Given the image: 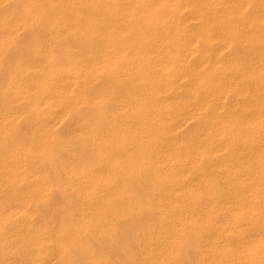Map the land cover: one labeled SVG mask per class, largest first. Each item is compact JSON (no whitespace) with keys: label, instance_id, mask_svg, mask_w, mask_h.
<instances>
[{"label":"bare ground","instance_id":"6f19581e","mask_svg":"<svg viewBox=\"0 0 264 264\" xmlns=\"http://www.w3.org/2000/svg\"><path fill=\"white\" fill-rule=\"evenodd\" d=\"M220 48L240 59L212 77ZM2 63L21 64L19 78L6 77ZM184 78L192 82L184 98L158 102ZM0 81L12 88L0 90V106L5 100L41 131L37 143L10 147L18 118L0 111V264L28 256L45 264L37 243L49 242L57 264H179L190 254L199 264H264V0H0ZM100 84L103 95L92 91ZM228 93L229 112L252 111L250 118L218 113ZM249 94L237 107L235 97ZM59 117H70L67 126L79 119L88 132L61 140ZM191 117L199 144L160 142ZM89 146L98 170L61 160ZM220 153L228 161L215 160ZM26 174L36 190L10 191ZM143 176L155 180L146 193ZM58 186L66 189L54 207L46 193ZM72 194L84 199L77 220ZM39 206L60 209L73 224L34 229ZM146 216L159 227L144 228ZM28 234L32 254L3 245Z\"/></svg>","mask_w":264,"mask_h":264},{"label":"rangeland","instance_id":"374dc122","mask_svg":"<svg viewBox=\"0 0 264 264\" xmlns=\"http://www.w3.org/2000/svg\"><path fill=\"white\" fill-rule=\"evenodd\" d=\"M217 61L218 64L220 65V67L217 68H213L211 70L212 73V77H216L218 75H220V73L227 67H224L226 64H228V62H230L232 59L233 60H239L240 58L236 57L235 52L230 49V48H220L217 54ZM26 55L25 51H20L18 53V57L19 58H24ZM239 56V55H238ZM195 58L194 56L191 57L189 59V63H191L192 65H194L195 62ZM17 65H21V64H14L13 63H2V69L6 70L8 73L6 75V77L11 78L12 80H17L19 78V72L14 68ZM246 67H248V64L246 65ZM226 72H228V68L225 69ZM3 84H7L8 80L6 79L4 81V79L2 80ZM0 81V84L2 83ZM178 85L180 86V89L178 92H173L171 90H166V91H162L161 93H159V95H157V100L158 102L161 103H166L169 105H172L174 103V101L177 98H184L185 94L183 93L184 90L186 88H188L189 86L192 85V82L190 81V79L188 78H184V79H180L177 81ZM0 90H2L5 93H9L12 88L10 86L7 87H2ZM94 93H98L100 95H103V87L102 84L96 86L93 90ZM202 91H208L206 90H202ZM217 91V90H216ZM250 94L252 90H249ZM200 93L199 96L201 95V91H198ZM210 92V91H208ZM206 92V93H208ZM206 93H203V95H207ZM180 94V95H179ZM211 94L213 95V90L211 92ZM250 94L247 96H239V97H235L236 99V106L238 107V105H240L242 103V100L245 99L247 100V98L250 96ZM179 95V96H178ZM211 95V96H212ZM232 95L230 93L223 95L222 97H220V103L218 104L220 106V108L218 109V113L225 119H240V120H247L248 118H250L252 116V111L248 112V113H240L238 111V108H236L233 112H229V107H230V103L232 101ZM4 105L1 107L0 106V111L2 112H13L14 114H16L17 116V122H18V127L15 129V134H13V136L10 139V147L11 146H25L26 144H35L37 143V138L38 136H40L41 131L37 130L36 126H34V124L31 122L30 118L25 115H19L18 111L16 109H9L7 102H5L4 100ZM15 110V111H14ZM54 114L55 115H59V111L58 108L54 109ZM87 116V119H92L93 115L90 113ZM61 120L59 121V124L57 125V127L59 125H61L62 129L60 131V138L61 140H65V141H71L72 137L74 138V136H76L78 134L79 131H84L88 132V130L83 128V125L81 123V121L79 122V119L77 120V118H75L76 120L73 121L71 126H67V124L70 122V117H59ZM198 118L196 117H191L189 118V120L187 121H179L177 122V124L170 129V133L163 137L160 138V142L166 146H172L175 142H182L184 144H199L200 140H201V136L200 134H197L196 132H194L195 128L198 127ZM197 120V121H196ZM200 120V119H199ZM99 129V138L97 139V141L100 139L101 135L106 131V126L102 125L98 127ZM88 136H85L86 139L88 140H93V139H89L87 138ZM96 141L97 143H100ZM94 147L93 146H89V148H85L83 150L79 149L76 151H69L66 156L62 157L61 160L66 161L67 163H72V159L74 160H78L79 163L78 166L80 167H87V166H92V168L94 170H98L101 167V161H99V157H97V153L96 151L93 150ZM6 157V152H4L2 155H0V159H3ZM215 160L217 161H228V158L223 154L220 153L218 155H216L214 157ZM210 163V160H209ZM208 162H206V164H209ZM27 164V162L25 163ZM27 170L28 169H34L37 167L36 164H27ZM176 167V166H175ZM175 169V168H174ZM28 173V172H27ZM49 173V172H48ZM52 173V172H50ZM49 173V174H50ZM59 180L60 186L65 185V182H67L66 179H64L62 176H60L59 174L56 175ZM151 177V176H150ZM149 176H143L142 177V187H147L148 189H146L145 187V193L150 191V188H153V186H155V180ZM48 178V181L54 182V178H53V173L52 175L50 174ZM144 179V180H143ZM152 179V180H151ZM154 180V181H153ZM0 181H1V177H0ZM38 181V180H36ZM185 181H189L192 182V177L188 176L185 178ZM150 182V183H149ZM146 183V184H145ZM154 183V184H153ZM39 184L36 183L34 181L33 178L30 177L29 174L24 175L23 178H21L19 181H16V183L14 184L13 188L9 187L10 191H14V193L18 194V195H28L31 194L34 190H36L37 186ZM151 185V186H150ZM58 186L57 189H51L50 191H47V196L49 199V203L54 205V207L59 206V204L62 202V196H60V192H62V189L64 187H60ZM149 186V187H148ZM66 189V188H64ZM6 187H5V191H9ZM39 190V189H38ZM40 191H43L42 189ZM166 192V191H165ZM145 194H141V196L139 198H142ZM69 201V205H70V213H72L74 215V217H80L79 213H80V204L84 201V199L79 195L76 196L75 194H72L71 196L68 195L67 199ZM142 200H144V197L142 198ZM6 207L4 204L1 205V208ZM40 208L36 209V214L38 215V218L35 221L32 222L33 228L34 229H42L48 226H53L56 224H73L71 222H69L68 219H66V217L64 216V214H61L59 212L60 209H50V207H46L43 208V206H39ZM0 208V209H1ZM33 209V207L31 208ZM222 216L226 215L225 211H222L220 213ZM75 219L77 220L78 218ZM152 217V218H151ZM146 216L145 218L143 217L142 220H140L142 222V225L144 226V228H151V227H159V223L156 221V219L153 216ZM144 219V220H143ZM153 224V225H152ZM158 224V225H156ZM137 234V243L139 244V248L141 251H145V249L147 250V247L145 245V242L141 239L140 234L141 232L136 231ZM32 236V235H31ZM33 237V236H32ZM30 235H26L24 237V239L22 240H13V241H7L4 245L5 248H9L12 251H15L17 248L19 247H23L26 250V253L29 255L30 253L32 254V244L30 242ZM93 239H91L92 241ZM92 243V242H91ZM37 246H39L41 248V250L47 255V257H49L48 260H45V264H57L56 260L54 259L53 255H54V246L53 243L49 244H38ZM142 248L144 250H142ZM203 248L202 251L205 249L206 250V246L205 247H201ZM137 250V249H133ZM204 250V252H205ZM138 251V250H137ZM27 255V256H28ZM191 260V261H190ZM19 264L20 262H15L13 261V259H7L5 261H3L1 264ZM31 262V258L28 256L26 259H24L22 261L23 264H30ZM199 264L197 262V259L193 258V255H189L188 259L185 258L183 260H181L179 262V264ZM209 263V262H208ZM205 264H207V262H205Z\"/></svg>","mask_w":264,"mask_h":264}]
</instances>
